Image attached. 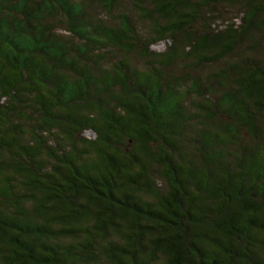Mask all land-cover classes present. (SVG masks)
I'll return each instance as SVG.
<instances>
[{
	"label": "trees",
	"instance_id": "16d2710c",
	"mask_svg": "<svg viewBox=\"0 0 264 264\" xmlns=\"http://www.w3.org/2000/svg\"><path fill=\"white\" fill-rule=\"evenodd\" d=\"M0 264H264V0H0Z\"/></svg>",
	"mask_w": 264,
	"mask_h": 264
},
{
	"label": "rangeland",
	"instance_id": "374dc122",
	"mask_svg": "<svg viewBox=\"0 0 264 264\" xmlns=\"http://www.w3.org/2000/svg\"><path fill=\"white\" fill-rule=\"evenodd\" d=\"M152 48L155 49V50H157V51L158 50H162L163 49V44L162 43H159L157 45H154ZM84 135L87 136L88 138L89 137L92 138L93 137V132L90 131V130H87V131H85Z\"/></svg>",
	"mask_w": 264,
	"mask_h": 264
}]
</instances>
